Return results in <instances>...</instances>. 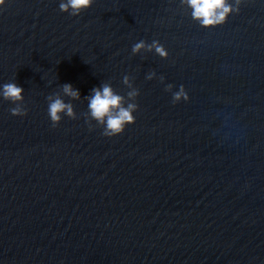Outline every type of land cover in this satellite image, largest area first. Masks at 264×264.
Returning <instances> with one entry per match:
<instances>
[{
    "label": "water",
    "instance_id": "obj_1",
    "mask_svg": "<svg viewBox=\"0 0 264 264\" xmlns=\"http://www.w3.org/2000/svg\"><path fill=\"white\" fill-rule=\"evenodd\" d=\"M227 2L203 26L185 0H6L0 264H264V0ZM104 85L134 106L117 135Z\"/></svg>",
    "mask_w": 264,
    "mask_h": 264
},
{
    "label": "clouds",
    "instance_id": "obj_2",
    "mask_svg": "<svg viewBox=\"0 0 264 264\" xmlns=\"http://www.w3.org/2000/svg\"><path fill=\"white\" fill-rule=\"evenodd\" d=\"M188 6L192 9V17L199 20L203 26H212L224 22L227 14L231 11V5L227 0H185ZM92 0H67V3L60 5L62 10L71 7L78 12L80 9L89 7ZM6 4V0H0V8ZM143 47V42L134 46V51ZM157 52L160 55H166V52L157 47ZM64 91L73 96L78 97L79 92L73 90L71 85L65 84ZM93 95L89 97L90 114L97 121L106 124L105 135H117L124 129L125 124L134 122V117L131 112L133 105L128 108L121 106L122 97L115 94L110 86L104 85L102 89L94 88ZM23 89L16 84L9 83L3 86L2 95L5 99L19 100L22 99ZM66 110L68 115H72L70 105H66L61 99L57 98L48 106V114L51 120L55 123L60 120L59 113ZM13 114L16 111L13 110ZM106 118V119H105Z\"/></svg>",
    "mask_w": 264,
    "mask_h": 264
}]
</instances>
